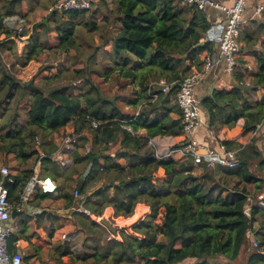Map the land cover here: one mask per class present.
<instances>
[{
  "label": "trees",
  "instance_id": "16d2710c",
  "mask_svg": "<svg viewBox=\"0 0 264 264\" xmlns=\"http://www.w3.org/2000/svg\"><path fill=\"white\" fill-rule=\"evenodd\" d=\"M22 1L6 0L0 4V38H7V42H1L0 49L8 45L16 57L15 64L21 66L42 61L52 52L68 53L75 49L77 55L86 59L87 66L65 73L59 68L56 74L47 73L38 81L22 83L15 74L1 68L7 58L4 55L2 59L0 53V167L7 158L17 163L7 166L9 177L15 180L9 185L13 209H21L23 190L35 174V168L21 166L34 156L40 162L39 175L50 176L57 182L58 198L65 201L67 208L75 204V188L86 196V206L97 217L103 216L109 207L116 218L132 217L139 203L150 208L144 219L120 228L119 238L115 235L110 239L108 229L102 224L73 212L79 228L87 234L86 245L92 252L76 253L69 243H59L50 253L52 261L56 264L88 261L93 264H264V151L256 138L258 125L264 128V98H251L264 88V49L254 54L257 70L250 74V86L245 84L247 73L239 58L233 88H215L201 100L208 124L215 132L230 131L243 119L239 129L242 135L254 133L248 143L230 136L221 141L228 148L239 150L240 164L233 169L207 163L196 167L191 160L160 159L149 150L148 141L157 136L182 140V113L171 101L175 89L160 93L159 99L152 102L147 87L153 80L172 82L203 68L207 54L216 47L213 42L197 46L211 26L207 12L195 5L182 6L178 0H110L111 7L103 0L105 15L98 6L88 12L90 16L87 12H64L59 17L54 11L50 19L55 26L44 21L37 23L18 56L13 37L22 36L23 32L11 26L16 23L12 17L26 16L20 9ZM114 25L116 32L111 31ZM244 27L240 37L251 42L254 36ZM103 32H111L105 41ZM94 33L100 34L103 43L99 46H95ZM109 41L111 46L103 50L102 58L109 72H101L96 57ZM54 67L46 65L42 71L46 73ZM114 70L145 85L143 96L131 104L138 108L145 103L139 114L120 110L93 83L92 74L108 78ZM77 81L84 82L86 90L80 91ZM25 96L30 102L26 122L20 125L18 113L12 114L11 108ZM90 120H96L99 126L93 128ZM70 125L80 136L71 155L74 163L64 170L54 158L59 148L55 135H63ZM88 127L92 140L83 133ZM139 129H146L147 136L139 135ZM38 139L42 152L37 149ZM118 141L119 150L112 156L108 151ZM87 145L91 147L89 153L84 149ZM92 156L97 159L92 161ZM90 164L91 170L85 174ZM3 179L0 175V182ZM247 185L254 186L255 195L249 193ZM49 197L37 190L33 199L43 201ZM29 218L24 217L10 237L13 250L19 249L15 245L17 240L29 243L33 253L27 260L35 254L40 256L47 237L41 222L43 217L36 220L40 223ZM49 218L50 214L45 220ZM33 226L41 235L33 236L35 232L30 231ZM50 226L52 236L55 228L53 224ZM248 232L255 235L258 243L246 254Z\"/></svg>",
  "mask_w": 264,
  "mask_h": 264
},
{
  "label": "built area",
  "instance_id": "2783aa9c",
  "mask_svg": "<svg viewBox=\"0 0 264 264\" xmlns=\"http://www.w3.org/2000/svg\"><path fill=\"white\" fill-rule=\"evenodd\" d=\"M103 0H53V9L62 12H91ZM182 6L195 5L198 9L209 14L211 26L206 33V42L215 44V51L207 54L203 68L200 71L193 72L188 76L174 80L172 82L166 79L153 80L147 87V95L150 101L155 102L159 99L160 93H168L175 89L176 104L182 113V140L179 146H174L166 150H155V156L160 159H182L191 160L194 166L207 163L209 166L218 164L220 166L233 169L240 164L239 150L228 148L223 144L216 134L215 130L204 121L203 109L200 98L197 95V87L204 78L218 70H223L227 75L233 76L239 66V58L242 55L240 34L242 28L250 20H256L264 14V0H178ZM19 31V30H18ZM23 31V30H22ZM21 30L19 32H22ZM209 36V37H207ZM247 85H250L248 82ZM141 104L138 107L139 114ZM127 122L126 120L123 121ZM93 128H97L99 123L96 120H90ZM205 128L206 140L203 141L199 134L203 127ZM262 124L258 125V129ZM79 134L72 131L64 135L59 148L54 153V158L60 163L64 170H68L73 165L72 153L76 150V144ZM216 143L217 145H214ZM148 146L155 147L153 139L148 141ZM37 149L42 152L37 142ZM90 145H87L85 152L89 153ZM91 164L86 170L88 174L91 170ZM9 168L0 167V175L5 179L0 182V264H44L41 262H28L25 260V252L22 249L13 250L10 245V237L18 229L17 224L12 223L13 206L9 200V185L15 182L14 178L9 177ZM85 176V175H84ZM83 176V177H84ZM37 190L49 195H57L59 186L50 176H40L36 171L26 184L18 212L25 210ZM75 204L71 207L73 212L80 215H86L95 218L91 209L85 202L86 196L81 194L78 189L74 190ZM263 204V199L260 201ZM248 210V211H247ZM249 215V207L246 208ZM102 217L94 220L100 221ZM250 232L247 233L249 235ZM66 237V235H65ZM115 237L110 233L109 239ZM21 240H17L15 245L18 247ZM257 246V242H255Z\"/></svg>",
  "mask_w": 264,
  "mask_h": 264
},
{
  "label": "rangeland",
  "instance_id": "374dc122",
  "mask_svg": "<svg viewBox=\"0 0 264 264\" xmlns=\"http://www.w3.org/2000/svg\"><path fill=\"white\" fill-rule=\"evenodd\" d=\"M6 0H0V4H3ZM108 2V6L107 7H111V3L110 0H106ZM110 4V5H109ZM20 9L22 10V12H26V16H24L23 18L20 16L17 17H12L14 20H16V23H14V25L11 26L12 29L14 30H23V34L22 36H15L14 41L15 46L17 48V55L20 56L23 53L24 47L28 44L29 38L32 35V31H33V27L39 23L40 21H44L46 23H50V25L53 27L55 26L54 20L50 19L51 14H53L52 12L55 11V13H57V15L60 17L61 13H64L62 11H57L53 9V0H23L21 5H20ZM98 10L102 13L104 12V15L107 14V9L104 6V2H101L100 5H98ZM87 16H90V13L87 14ZM11 20V18L8 19V21ZM100 18H98V22H99ZM264 24V15L263 18H258L256 19V22L252 23V21H249V24L244 27L247 28V30L249 32H251L253 34V40L251 42H247L246 40H242L240 37V42H241V48H242V55H241V59H240V63L243 64L244 66H242V69L244 72L247 73L246 75V79H245V84L247 85V83L249 82L251 85V79H250V74L252 73L251 71L254 70V68L256 67V58H255V53L257 54L258 52H260L261 50L264 49V26L261 27L260 24ZM243 29V30H244ZM107 29H105L106 31ZM18 31V32H19ZM111 31L112 32H116L117 31V26L114 25L111 27ZM21 33V32H20ZM104 33V38L103 41H105V39H107L109 36H111V32L107 33V32H103ZM100 34L98 33H94L93 35V39L95 41V46H99L100 44H102L103 42L100 40L99 37ZM6 37L2 36L0 38V44L1 42L6 41ZM8 45L2 47L0 49V53L2 59L7 58L6 62H2L1 68L2 69H6L10 72H12L13 74H15V76L18 78L19 81H21L22 83L30 81V80H34V81H38L40 80L43 75H46L47 73L49 74H56L57 72H59V68L61 72L65 73V72H69L72 71L74 69H80L83 68L84 66H87V61L86 59H83V57L77 55V52L75 49H71L68 53L65 52H52L49 57L47 58H43L42 61H31L28 65L26 66H21L20 64L16 65L15 64V60L16 57L14 56V54H11V52L8 50ZM111 46V41L107 42L106 44L104 43V45L102 46V53L101 50L98 52L96 60H97V66L98 69H100L101 72H109V70H107L105 68V65L102 63V58H103V50L104 49H109ZM5 55V56H4ZM53 64L55 67L48 69V71H42L46 65H50ZM251 72V73H250ZM91 77L93 78V83L95 84V86H98L100 89V93L101 95H103L105 98L109 99V100H113L116 104V106L129 114H134L137 109L133 106H130V104H134V100H137V98H139V96H143V90L145 85H140V83L136 80H134L133 78H126L123 77L120 73L119 70H114L112 72H110V75L108 78H103L101 76H99V74H92ZM77 80V79H76ZM75 82V81H74ZM235 83V82H233ZM77 87L79 88V90L81 91L82 89L86 90V86H84V82L82 84H80V81H77ZM247 85V86H250ZM229 86V82L225 81V83L220 84L219 87H216L217 89H222L224 87ZM228 88V87H227ZM251 98L253 100L256 99H261L264 98V88H260V90H258L256 93H253ZM172 102H175L174 99L171 100ZM29 102H30V98L25 96L22 98V100L18 103L15 104L12 108H11V113H18V117H17V122L20 125L25 124L26 122V110L29 107ZM176 116V115H174ZM0 124H2V121H0ZM244 124V120L241 119L237 125L230 129V131H227V136L233 138L234 140L238 141L241 139H244L247 141V143L252 139L254 133L252 134H248V135H242V133L240 132V128L243 126ZM76 127V126H75ZM70 130L68 131L66 129L65 134L72 132L71 130H73L72 126L68 127ZM263 129V131H261ZM264 128H260V130L258 131V134L256 136V138H259V146L262 147V150L264 151ZM84 134H86V136H88L89 139L92 140L93 136H92V132L90 131V128L88 127L84 132ZM263 136L259 137L260 134ZM38 136H40V134H38ZM64 136V135H63ZM59 135H55V138H59ZM41 139V136L39 137ZM226 138V137H225ZM224 138V139H225ZM39 141V139H38ZM120 144L119 141L116 142L115 144L112 145L110 152L108 151V153H110L112 156L115 155V153L119 150ZM149 148V146H148ZM85 149V148H84ZM83 149V150H84ZM237 149V148H235ZM149 150L151 152H153L154 150H151L149 148ZM6 163H3L2 165H6V166H16L17 163L14 160H10V158H7ZM121 162H125V161H121ZM38 161H37V157L34 156L27 164H25L24 166H21V168H25V169H31V168H36ZM214 166V165H212ZM198 171H200L199 167L197 168ZM72 185V184H71ZM247 188L249 190V193L251 195H255V188L253 185H247ZM113 193V191H111ZM264 192V191H263ZM255 200V199H254ZM32 206H39L42 209H45V215L44 217L41 219V222H43V226L46 230V241L43 244V249L41 250V252H39V262H50L51 260V255L50 253L54 251V248L57 244L59 243H64L67 242L72 246V249L76 252V253H84V252H92L89 247H87V243L85 241V239L87 238V234L84 233V231H82L79 228V225L77 224V221L75 219V217L73 216V210L72 208H67L66 203L64 200L59 199L58 195L56 196H51L49 198H47L46 200H33L31 202ZM88 207V206H87ZM89 208V207H88ZM90 209V208H89ZM110 209V207H109ZM113 210V209H112ZM248 211V210H247ZM93 212V211H92ZM136 213V212H135ZM50 214V218L49 220H45L47 215ZM68 215H72L73 218H67ZM94 215V213H93ZM19 216V215H18ZM17 218H20L18 217ZM30 216V221L33 222H39L40 221H36L38 220L39 217V213L38 212H32V214H30L28 211L25 213V217H29ZM95 216V215H94ZM102 218H106L108 219L114 226L119 228H125V227H129L131 224H133L134 222H136L138 219H134V220H125L127 218L124 219V217H115L114 216V211H108V208L105 210L103 216H101ZM93 218V217H91ZM95 218H97V216H95ZM93 218V219H95ZM12 217V222L16 221L20 226H21V220L22 219H16ZM29 221V222H30ZM54 226L55 230L53 235L51 236L49 234L50 232V228L52 225ZM257 225V224H256ZM34 226L31 228V232H33L34 230ZM80 230L81 232L76 234L75 237H73L72 234H70L69 238L67 236V233H65L66 231L70 232V230ZM29 231V232H30ZM130 232V230H128ZM33 234V236L35 235V237H37L38 235H41L40 232H36ZM66 235V237H65ZM109 236H110V232H109ZM109 236L107 237L109 239ZM116 237L119 238L118 234H116ZM255 242L258 243V240L256 239L255 235L251 232L248 235V240H247V244H246V254L248 253L249 250H253L255 249L256 245ZM28 252L31 253L33 252L30 249V246L28 245ZM36 252V251H35ZM44 259V260H43ZM76 264H93L92 261H88V262H76ZM184 264V263H182ZM190 264V263H188Z\"/></svg>",
  "mask_w": 264,
  "mask_h": 264
},
{
  "label": "crops",
  "instance_id": "0c3cea01",
  "mask_svg": "<svg viewBox=\"0 0 264 264\" xmlns=\"http://www.w3.org/2000/svg\"><path fill=\"white\" fill-rule=\"evenodd\" d=\"M257 70V67L254 68V70H252L251 72H255ZM250 72V73H251ZM225 81H228L229 82V86L227 87H224L225 89H232L234 84L233 82H235L234 80V75L233 76H229L227 75L222 69L221 70H218L216 71L215 73H210L208 74L204 80L201 82V84L197 87V95H198V98H200V100H202L204 97L208 96V95H211L213 90L216 88V87H219L220 84L223 85V83H225ZM174 101L176 103V100L174 98ZM130 106H134V105H131ZM139 107V106H138ZM136 109L138 110V108L136 107ZM137 113V111H136ZM203 118H204V121L206 123H208V118H207V114L206 112H204L203 110ZM73 127V125H70ZM205 126L202 128L200 134H199V137L201 138V140L205 141L206 140V137H205ZM67 130L69 131L70 129L67 128ZM71 131H74L71 130ZM229 131L228 129H225V130H222L221 132L217 133L216 134L219 136L220 140L222 141L226 136V132ZM139 135H142L144 137L147 136V131L146 129H139L138 132H137ZM63 135H66L65 133ZM63 135H59L60 137L59 138H55V141L59 144L61 138L63 137ZM154 140V143H155V147L153 146H149L151 149L154 150V153H155V150H158V149H161V150H166V149H169V148H173L174 146H176L181 140V137H173V136H157V137H154L152 138ZM214 145H217L216 143H214ZM71 156V155H69ZM103 161V160H102ZM73 163H74V160H73ZM39 170H40V162L37 163L36 165V168H35V171L39 174ZM41 176V175H40ZM72 186H76L75 182H73ZM53 196V195H50V197ZM56 196V195H54ZM33 197L31 199V201L29 202L28 206L25 208V210H22L21 212L18 213V217L20 218H17L16 219H24L25 217V213L28 211L30 214H32V212H38L39 213V217H44V214H41L43 211H45V209H42L41 207L39 206H32L31 205V202L33 201ZM108 211H112V208H108ZM135 214L130 217V218H127L125 220H134V219H144L149 213H150V208L144 204H141L139 203L136 207V210H135ZM74 216V214H73ZM72 215H68L67 218H73ZM15 219V220H16ZM21 220V221H22ZM13 224H17L18 227H19V224L14 221L12 222ZM44 230V233H46V230L45 228L43 229ZM81 231L76 229V230H70V232L66 231L65 233H67V236L69 238L70 237V234L73 235V237H75L76 234L80 233ZM28 245L29 243L26 242V241H23L21 240V244L19 246L20 249H22L24 252H25V260L28 261V262H32V263H36V262H39V256L38 254H35L34 257H31L29 260H27V256H30L31 253L28 252ZM44 260V259H43ZM53 259L50 260V262H45V264H56L55 261L53 262L52 261ZM73 264H76V263H73Z\"/></svg>",
  "mask_w": 264,
  "mask_h": 264
},
{
  "label": "water",
  "instance_id": "95a60500",
  "mask_svg": "<svg viewBox=\"0 0 264 264\" xmlns=\"http://www.w3.org/2000/svg\"><path fill=\"white\" fill-rule=\"evenodd\" d=\"M209 37V36H207ZM207 39L209 38H206L205 40H201V42L197 45V46H202L206 43ZM95 159H97V156H92L91 157V160L94 161ZM6 181H7V178L4 179V184H6ZM18 210L16 209H13L12 210V217L13 218H16L18 216ZM100 224H102L105 228L108 229V231L113 234V235H116L120 228L118 229V227L114 226L108 219L106 218H101L100 221H99Z\"/></svg>",
  "mask_w": 264,
  "mask_h": 264
}]
</instances>
